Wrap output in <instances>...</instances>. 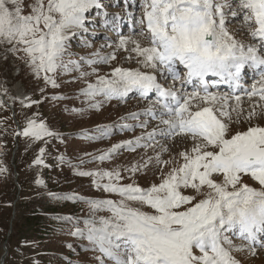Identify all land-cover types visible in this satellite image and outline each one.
Segmentation results:
<instances>
[{
  "label": "snow or ice",
  "instance_id": "6c2138e0",
  "mask_svg": "<svg viewBox=\"0 0 264 264\" xmlns=\"http://www.w3.org/2000/svg\"><path fill=\"white\" fill-rule=\"evenodd\" d=\"M101 7L100 0H35L25 15L24 0H0V44L10 46L7 52H22L33 76L46 86L59 88L57 77L72 71L79 73L74 79L85 82L78 95L84 97L82 104L86 108L71 111H99L104 103L126 100L130 93L143 99L154 95L152 106L81 135L90 140L111 139L118 131L147 129L150 121H158L151 131L115 143L98 155L85 153L90 159H82L79 164L58 157L61 164L73 167L76 175L91 177L97 190L120 198L65 194L63 198L87 204L90 213L82 220L83 227L79 218H66L74 223L75 230L70 234L87 239L90 247L84 250L99 251L110 264H241L233 253L244 251L246 246L234 244L228 234L247 241L252 255L256 254L258 238L264 236V126L249 123L244 130L233 128L243 114L238 93L249 100L258 97L245 117L247 121L264 117V0H141L133 35L143 37L147 45L121 36L117 49L135 53L141 68L150 71L115 67L110 75H99L95 66L111 63L116 51L70 59L74 55L70 41L88 31V14ZM103 15L105 27L115 25L119 18L113 14L109 20V13ZM232 20L240 22L250 40L237 39L229 29ZM82 44L91 47L88 40H82ZM85 66L91 71H85ZM246 69L258 74L250 88L242 83ZM90 76H96L94 83L87 80ZM209 77L218 80L210 81ZM220 83L227 84L231 93L210 90ZM185 85H192V91ZM231 99L235 106L229 103ZM42 102L25 97L21 104L30 108ZM128 120L137 123H126ZM16 135L45 144L49 138L63 142V135L38 114L27 118ZM177 137L192 142L190 148L178 154L182 159L178 165L172 164L175 157L161 158V153L169 151L161 145V153L143 163L113 169L82 167L110 162L123 151L147 149L160 140ZM39 152L33 163L47 167L45 148ZM153 161L160 173L158 183L145 188L135 181L121 182L125 179L122 171L131 178L148 169ZM169 165L172 166L165 172L164 167ZM5 172L7 169L0 167V173ZM245 176L258 186L246 183ZM36 183L43 181L38 179ZM184 190L191 191L185 194ZM145 206L150 210H143ZM101 212L109 215H98ZM259 247L264 248V241H259ZM100 264H105L104 259Z\"/></svg>",
  "mask_w": 264,
  "mask_h": 264
},
{
  "label": "rangeland",
  "instance_id": "374dc122",
  "mask_svg": "<svg viewBox=\"0 0 264 264\" xmlns=\"http://www.w3.org/2000/svg\"><path fill=\"white\" fill-rule=\"evenodd\" d=\"M34 2L35 0H24L23 14H29L31 5ZM229 29L236 35L237 39L250 40L241 30V24L238 20H232L229 24ZM135 39L140 40L142 45H147V41L143 37L135 36ZM87 40L91 43V47H84L82 41L78 44L70 41V51L74 53L70 59L78 60L82 56L90 57L97 52L103 56L116 51V59L111 61V63L95 66L99 69V75H110L115 67L141 68V65L137 63L135 53L117 49L119 40L115 42H108L104 39ZM106 45H111V47H107ZM8 47L10 46L0 44V86L6 92L7 98L16 103L18 107L17 118H20L19 120L21 123L24 121L26 124L27 118L34 117V115L38 114L39 118L46 121L52 129L60 132L62 135L65 133L63 142L54 138V142L63 145V149L62 147L56 148L53 141L50 143L51 138L48 139L47 144H45L44 141H33L29 138H23L22 136L17 139V130L12 122L14 120L12 119L11 113L3 108L0 109V162H2L0 163V167L7 169V172L0 173V200L2 199L0 205H3V210L0 209V264L5 254V246L7 250H9V256L6 259L7 264H38L37 259L46 260L47 258V256H45L46 258H39L38 255L44 252L41 245L46 244L44 243L46 240H42L43 242L40 244L37 242L38 238H40V228H42V224L44 227L42 229L48 228L47 226L51 222L50 217H43L42 211H56L57 207L55 206L57 202L61 200L68 209V216L79 218L81 220L80 226L83 227L82 220L90 215L88 205L79 200L63 198L65 194L68 196L76 194L79 197L92 199H120L116 194H109L97 190L92 183L91 177L76 175L73 167L69 166L67 163L61 164L58 157L63 156L65 161L71 160L73 165L79 164L82 159H90V157L85 156V153L98 155L115 143L140 136L142 132L151 131L153 128L157 127L158 121H150L147 129L137 128L134 132L118 131L111 139H87L81 135V132L86 130L90 132L94 131L98 125L117 123L120 121L121 117L127 116L133 112H141L149 106H152L151 102H141L137 99L128 101L116 100L117 103L114 101L104 103L99 111L86 110L83 114L71 111L73 108H86V104H82L84 97L78 95L80 90L86 86L85 82L83 80L74 79L79 73L72 71L59 75L57 77L58 83L60 84L59 88H52L50 85L46 86L43 80H37L33 76L30 67L25 62L26 58H24V54L22 52L16 54L7 52L6 49ZM128 47L131 48L132 45L129 44ZM129 56H131L132 59H128ZM19 58L22 59V63L18 60ZM22 66L28 67L25 68L20 79L19 73ZM84 70L91 71V68L85 66ZM141 70L150 71V69L143 68H141ZM87 80L94 83L96 76H90ZM41 88L45 89L43 93L40 91ZM54 95H63L69 98L64 100L50 99V97ZM13 97H15V99H13ZM25 97H30L32 100H42L43 102L47 100V102H42L39 105L34 104L32 107L28 108L21 104V101L24 100ZM44 97H49V99H44ZM256 100H258V98H252V100L243 99V102H241L243 114L239 117L238 122L233 123L234 129L244 130L249 126V123L264 126V117H254L250 122L245 119L247 113L252 108L253 102ZM231 101L229 103L235 106V101ZM257 111L259 112L260 109L257 108ZM232 115L235 121L236 113ZM142 119H147V117H142ZM126 123L135 124L137 121L128 120ZM191 144L192 142L190 140L181 137H177L175 140H160V143L156 144L154 147H149L147 149L139 148L135 152L123 151L110 162L106 161L103 164L89 163L82 165V167L85 170L94 168L113 169L116 167L124 168L125 166H131L137 162L143 163L148 157L151 156L154 158L158 153H161V145L169 149L168 152L161 153V158L163 160H169L175 157L172 164L178 165L182 163V159L178 154L190 148ZM17 146H19V150L15 159L17 158L16 162L19 166L18 170L21 181L25 184L24 188L27 187V184H29L31 188L26 191L22 190V201L17 208V221L12 228L11 220H6L11 217L14 202L13 194H16L14 190L16 188L14 183V167L11 161L13 159V152ZM52 147H55V149ZM41 148H45V153L47 151L46 155L44 153L43 157L45 164L48 165L47 167L33 163L40 154L39 150ZM53 160L55 164L50 165V162ZM154 164L155 161H153V165H149L148 169L137 173L131 178H129L130 174L128 172L122 171L121 174L125 179L121 182L132 183L135 181V183L145 188L149 187L152 183H158L160 173L158 168L154 167ZM171 166L172 165L164 167V171L167 172ZM45 170L49 171L45 172ZM38 179L42 180L43 184H37L36 180ZM244 181L250 186H258L257 182L247 176L244 177ZM56 191L59 192V196L62 198L50 200L54 197L51 194H55ZM184 191L185 194H189L191 190ZM143 210L149 211L150 209L145 206ZM98 215L107 216L109 213L101 212ZM29 219H31V221H29ZM35 219L36 222H34ZM62 221H64V218ZM74 230V223L70 221L68 227L64 230V235L67 240L68 236L71 235L70 232ZM41 234H43V231ZM50 236L52 235L50 234ZM71 239L74 240L73 243L70 244L72 247L65 248L64 254L60 255L61 260L67 261V264H100L103 256L99 251H96V254L94 251L84 250L90 247L87 239H81L74 235H71ZM232 240L236 245L243 244L235 242L234 237ZM76 254L80 255L83 261L80 259L78 262H75L67 258H62L67 255L73 258ZM233 255L241 261V264H264V248H257L256 254L252 255L246 246L244 251L234 252ZM107 262H105V264H110L109 261ZM56 263L58 264L57 261Z\"/></svg>",
  "mask_w": 264,
  "mask_h": 264
},
{
  "label": "trees",
  "instance_id": "16d2710c",
  "mask_svg": "<svg viewBox=\"0 0 264 264\" xmlns=\"http://www.w3.org/2000/svg\"><path fill=\"white\" fill-rule=\"evenodd\" d=\"M59 113H58V115H59ZM53 144L56 145V148L62 147V149H63V145H59L58 142H53ZM52 148L55 149V147H52ZM54 162H55L54 160L51 161V163H54ZM21 184L23 185V188H24L25 184L22 181H21ZM30 188L31 187L29 186V184H27V187L25 189H30ZM14 190L16 193V188ZM14 190H13V193H14ZM56 192H58V191H56ZM59 195L60 194H58L57 196H59ZM15 197H16V194L15 195L13 194L14 199H15ZM53 199H55V197H52L50 200H53ZM1 200H0V204H1ZM21 201H22V198H21ZM21 201L19 202V204L21 203ZM48 201H49V199H48ZM55 207H57V210L53 211V212H44L46 210L42 211L43 217H50L51 222L47 226L48 228L42 229V228H44L43 224H42V228H40L41 229L40 238H38L37 242H38V244H40L41 242H43L42 240H46V242H44L46 244L41 245L44 252L39 253L38 255H39V258H42V257L46 258L45 256H47V258H46V260L37 259L38 264H57L56 261L58 262V264H65V263L67 264V261L61 260L60 255L64 254L63 252H65V248H67L68 245H70L74 241L71 239V235L68 236V240L65 238V235H64V230L66 229V227H68V224L70 223V221H68L66 219L69 217L68 216V209L66 208L65 204L61 200H59V202H57V205ZM0 209L3 210V205H0ZM51 214H53V215H51ZM64 214H65V216H64ZM42 215H40V216H42ZM12 216H13V211L11 213V217L9 219H7L6 221L11 220ZM63 218H64V221H62ZM16 221H17V218H16L15 222ZM29 221H31V219H29ZM34 222H36V219ZM42 231H43V234H41ZM50 234L52 236H50ZM94 252L97 254L96 251H94ZM92 254H93V252H92ZM62 258H67V259L73 260L75 262H78V260L82 259L80 257V255H78V254L74 255L73 258L69 257L68 255L64 256ZM101 259H104V258L102 257ZM82 261H83V259H82ZM104 261H105V259H104Z\"/></svg>",
  "mask_w": 264,
  "mask_h": 264
},
{
  "label": "bare ground",
  "instance_id": "6f19581e",
  "mask_svg": "<svg viewBox=\"0 0 264 264\" xmlns=\"http://www.w3.org/2000/svg\"><path fill=\"white\" fill-rule=\"evenodd\" d=\"M134 39H135V36L133 37ZM188 90V89H187ZM246 97V98H245ZM253 98H258V97H253ZM243 99H248V97L246 96V95H241V102H243ZM231 100H233V101H235L234 99H231ZM230 100V101H231ZM229 101V102H230ZM233 101H231V102H233ZM230 104H232V103H230Z\"/></svg>",
  "mask_w": 264,
  "mask_h": 264
},
{
  "label": "water",
  "instance_id": "95a60500",
  "mask_svg": "<svg viewBox=\"0 0 264 264\" xmlns=\"http://www.w3.org/2000/svg\"><path fill=\"white\" fill-rule=\"evenodd\" d=\"M3 100H4V102H6L4 98H3ZM5 251H6V254H7V249L6 248H5Z\"/></svg>",
  "mask_w": 264,
  "mask_h": 264
}]
</instances>
